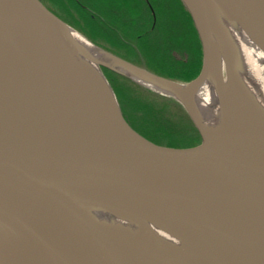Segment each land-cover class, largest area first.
<instances>
[{"label": "water", "instance_id": "obj_1", "mask_svg": "<svg viewBox=\"0 0 264 264\" xmlns=\"http://www.w3.org/2000/svg\"><path fill=\"white\" fill-rule=\"evenodd\" d=\"M182 1L202 50L194 77L180 83L117 56L133 76L98 64L176 97L200 135L188 146L136 131L103 73L77 56L68 25L40 0H0L1 264H264V111L234 75L218 16L264 52V0ZM208 78L222 129L209 128L196 106ZM226 87L247 111L234 109ZM93 211L157 238L154 225L182 246L163 249Z\"/></svg>", "mask_w": 264, "mask_h": 264}, {"label": "rangeland", "instance_id": "obj_2", "mask_svg": "<svg viewBox=\"0 0 264 264\" xmlns=\"http://www.w3.org/2000/svg\"><path fill=\"white\" fill-rule=\"evenodd\" d=\"M40 1L69 27L81 33L99 48L119 58L130 61L131 58L136 57L135 62H130L138 63L137 65L143 68L180 83L188 80L170 77V73L164 68L169 70L171 68L165 65H169L173 61L186 63L194 54L196 61L194 60L191 67L185 71L182 70V72L185 73L184 75L190 76L195 75L199 69L202 59L200 40L198 34L193 33L190 23L184 17L178 0H152L158 9L156 25L150 26L151 18L149 17V19L146 15L140 22L141 27H131L132 31L128 32L129 34L126 33V25H124L128 23L118 18L119 13L114 11L108 0L107 2L106 0ZM123 1L127 3L128 0ZM180 1L183 3L182 0ZM172 8L174 10L170 11ZM175 8L178 9V12ZM138 10L135 4L131 13H137ZM124 16L127 18V15ZM108 24L111 28L107 26ZM149 27L150 30L147 31ZM167 29H172V32L178 36L172 37L173 33L168 34ZM121 30L125 31V37L129 40L130 45L126 41H122L121 33H119V31L122 32ZM142 30L146 32L141 38L135 36L142 33ZM110 40L115 43L110 44ZM162 56L163 60L160 58ZM98 67L108 81L123 113L131 122L154 138L156 143L188 146L199 142L200 138L194 124L176 97L140 83L108 66L98 64ZM171 71V74L182 73L179 69ZM145 117L149 118L151 122L147 119L145 124L140 120L143 118L146 120Z\"/></svg>", "mask_w": 264, "mask_h": 264}, {"label": "bare ground", "instance_id": "obj_3", "mask_svg": "<svg viewBox=\"0 0 264 264\" xmlns=\"http://www.w3.org/2000/svg\"><path fill=\"white\" fill-rule=\"evenodd\" d=\"M218 16L236 56L234 75L254 99L255 103L264 111V66H262L264 64V52L227 15L218 12ZM63 28L77 44L78 49L75 50L77 56L90 64L94 70L101 71L98 63L102 62L133 76L131 72L122 66L116 56L99 48L75 29L69 26H64ZM226 88L228 96L235 106L234 109L238 112L247 111L248 108L240 101L236 93L229 87ZM195 102L202 121L209 128L222 129L227 125V118L219 106L213 80L210 78L204 80L196 91ZM91 214L96 220L108 227L130 232L151 241L163 249L173 250L182 246L178 239L154 225H150V228L157 238L152 236L142 225L111 214L108 211H93ZM2 238V242L3 244L5 243L4 245L7 246V249L13 251L14 247H16V242L6 235Z\"/></svg>", "mask_w": 264, "mask_h": 264}, {"label": "trees", "instance_id": "obj_4", "mask_svg": "<svg viewBox=\"0 0 264 264\" xmlns=\"http://www.w3.org/2000/svg\"><path fill=\"white\" fill-rule=\"evenodd\" d=\"M109 2L108 3H111V5H112V8H114V11L115 12H118L119 13V16H118V18L120 19V20H122V21H124V22H127L128 24H124V25H126L125 26V28H126V33L127 34H129L128 32H130V31H132V29H131V27H135V28H138V27H141L140 26V22H141V20L147 15L148 16V18L150 17L151 18V23H150V26H155L156 25V20H157V16H158V9L155 7V5H154V3L152 2V0H128L127 1V3L126 2H124L123 0H108ZM115 1V2H114ZM106 2H107V0H106ZM114 2V3H113ZM178 2H179V5H180V7H181V11H182V13H183V15H184V17L188 20V22L190 23V25H191V27H192V30H193V33H197V31H195L196 29H195V26H194V24H193V21H192V19H191V16H190V14H189V12H188V10L185 8V6L183 5V3L180 1V0H178ZM135 4H136V6L138 7V12L137 13H134V14H132L131 13V9L132 8H134V6H135ZM176 9V8H175ZM172 10H174V8H172V9H170V11H172ZM176 11L178 12V9H176ZM147 12H149V13H147ZM128 13V14H127ZM113 14H114V12H113ZM121 14V15H120ZM124 15H127V18H126V16H124ZM149 18V19H150ZM154 21H153V20ZM108 27H110V25L108 24L107 25ZM111 28V27H110ZM153 28V27H152ZM113 29V28H112ZM150 30V27L148 28V30L147 31H149ZM122 32H120L119 31V33H121V39H122V41H126V42H129V40L125 37V31L124 30H121ZM143 32L142 33H139V34H136L135 36H137V37H139V38H141V36L146 32L145 30H142ZM135 32V31H134ZM167 33L168 34H172V37H174V36H176L175 35V33L174 32H172V29H167ZM196 35V34H195ZM178 36V35H177ZM176 38V37H175ZM173 40V39H172ZM111 49V48H110ZM167 57V56H166ZM162 60H163V56L162 57H160ZM165 61H166V58L164 59ZM167 60H168V58H167ZM195 59H194V54H192V56H191V58H190V60L188 61V62H186V63H181L180 61H173V63H170L169 65H165V66H168L169 68H171V70H173V69H179V70H181V72H182V70L183 71H185L186 69H188L189 67H191V64L193 63V62H195L194 61ZM174 62H176V63H174ZM164 63V62H163ZM200 66H201V64H200ZM200 66H199V69H200ZM199 69H198V71H199ZM164 70L165 71H168L170 74V77H173V78H177V79H180V80H189V79H191L192 77H194L197 73H198V71L196 72V74L195 75H190V76H186V75H184L185 73L184 72H182V73H179V74H175V73H172L171 74V70H169V69H165L164 68ZM167 74V73H166ZM179 105V104H178ZM121 112H122V114H123V116H124V118L126 119V121L136 130V131H138L140 134H142L143 136H145L146 138H148V139H150V140H152V141H154V142H157L154 138H152L149 134H147L145 131H143L139 126H136L133 122H131V120H129L128 119V117L123 113V111L121 110ZM187 114V113H186ZM188 115V114H187ZM146 118V117H145ZM188 118H189V116H188ZM150 120L149 118H146V120L143 118V119H140V120H142V121H144L145 122V124L147 123V121L148 120ZM138 121H139V119H137ZM190 121H191V119H190ZM149 122H151V120L149 121ZM192 122V121H191ZM142 123V122H141ZM143 124V123H142ZM145 124H143V125H145ZM193 124V123H192ZM194 126V125H193ZM195 127V126H194ZM195 129H196V127H195ZM197 130V129H196ZM198 132V131H197ZM198 136H199V138H200V135H199V133H198ZM200 141V140H199ZM192 145V144H191Z\"/></svg>", "mask_w": 264, "mask_h": 264}, {"label": "flooded vegetation", "instance_id": "obj_5", "mask_svg": "<svg viewBox=\"0 0 264 264\" xmlns=\"http://www.w3.org/2000/svg\"><path fill=\"white\" fill-rule=\"evenodd\" d=\"M111 43L114 44L115 41L110 40V44H111ZM126 43H128V44L130 45L129 42H126ZM113 46H114V45H113ZM113 46H112V47H113ZM110 48H111V47H110ZM128 59H129V58H128ZM135 60H137L136 57H133V58L130 59V61H134V62H135ZM136 63H137V62H136ZM137 64H138V63H137Z\"/></svg>", "mask_w": 264, "mask_h": 264}]
</instances>
